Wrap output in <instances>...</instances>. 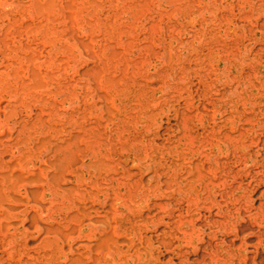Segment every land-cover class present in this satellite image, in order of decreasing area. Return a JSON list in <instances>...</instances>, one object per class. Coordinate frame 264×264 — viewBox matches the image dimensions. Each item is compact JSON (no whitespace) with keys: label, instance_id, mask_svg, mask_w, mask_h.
Instances as JSON below:
<instances>
[{"label":"rangeland","instance_id":"374dc122","mask_svg":"<svg viewBox=\"0 0 264 264\" xmlns=\"http://www.w3.org/2000/svg\"><path fill=\"white\" fill-rule=\"evenodd\" d=\"M230 186L264 191V0H0V264H200L186 197Z\"/></svg>","mask_w":264,"mask_h":264},{"label":"bare ground","instance_id":"6f19581e","mask_svg":"<svg viewBox=\"0 0 264 264\" xmlns=\"http://www.w3.org/2000/svg\"><path fill=\"white\" fill-rule=\"evenodd\" d=\"M239 191L230 186L200 194L199 198L187 195L189 213L182 214L178 223L182 236L187 240H201L208 236L213 243L211 248L198 253L196 262L264 264V248H258L262 240L258 238L254 242V226L248 223V220L260 217L261 214L256 212L264 209V191L258 197H255V191L247 193L242 188ZM203 211L208 213L204 217Z\"/></svg>","mask_w":264,"mask_h":264}]
</instances>
